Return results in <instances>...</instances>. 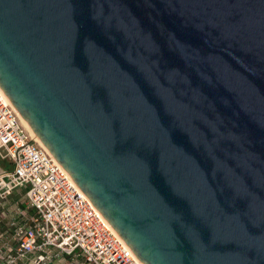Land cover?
<instances>
[{
  "label": "water",
  "instance_id": "95a60500",
  "mask_svg": "<svg viewBox=\"0 0 264 264\" xmlns=\"http://www.w3.org/2000/svg\"><path fill=\"white\" fill-rule=\"evenodd\" d=\"M0 88L143 264H264V0H0Z\"/></svg>",
  "mask_w": 264,
  "mask_h": 264
},
{
  "label": "built area",
  "instance_id": "2783aa9c",
  "mask_svg": "<svg viewBox=\"0 0 264 264\" xmlns=\"http://www.w3.org/2000/svg\"><path fill=\"white\" fill-rule=\"evenodd\" d=\"M0 161V264H143L1 88Z\"/></svg>",
  "mask_w": 264,
  "mask_h": 264
},
{
  "label": "rangeland",
  "instance_id": "374dc122",
  "mask_svg": "<svg viewBox=\"0 0 264 264\" xmlns=\"http://www.w3.org/2000/svg\"><path fill=\"white\" fill-rule=\"evenodd\" d=\"M3 171H6L3 167L0 166V174L3 172ZM25 191H22V190H17V192H14L11 197L9 198L8 202H7V205L8 206H11V204H13L14 202H25Z\"/></svg>",
  "mask_w": 264,
  "mask_h": 264
},
{
  "label": "bare ground",
  "instance_id": "6f19581e",
  "mask_svg": "<svg viewBox=\"0 0 264 264\" xmlns=\"http://www.w3.org/2000/svg\"><path fill=\"white\" fill-rule=\"evenodd\" d=\"M9 102L11 103L10 99L8 98ZM12 104V103H11ZM20 118H21V121L24 123V125L26 126L27 130L30 132V134L35 137V139L37 140L38 144H40L41 146L45 147L46 149L47 146L42 142V140L40 139V137H37L36 134L34 133L32 127L30 126V124L24 119V117H22V115L20 114V112L17 110Z\"/></svg>",
  "mask_w": 264,
  "mask_h": 264
},
{
  "label": "trees",
  "instance_id": "16d2710c",
  "mask_svg": "<svg viewBox=\"0 0 264 264\" xmlns=\"http://www.w3.org/2000/svg\"><path fill=\"white\" fill-rule=\"evenodd\" d=\"M0 165H1L3 168H5V169H10V168H7V166H5L4 162H1V161H0Z\"/></svg>",
  "mask_w": 264,
  "mask_h": 264
}]
</instances>
